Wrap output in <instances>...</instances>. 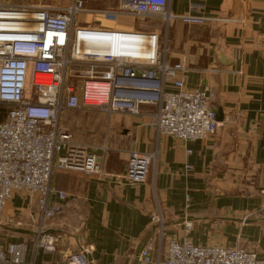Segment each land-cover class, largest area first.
<instances>
[{
  "label": "crops",
  "instance_id": "obj_1",
  "mask_svg": "<svg viewBox=\"0 0 264 264\" xmlns=\"http://www.w3.org/2000/svg\"><path fill=\"white\" fill-rule=\"evenodd\" d=\"M73 1L0 3L66 7ZM82 1L89 10L113 9L120 3ZM168 7L178 16L207 18L203 23L176 18L169 25L167 59L185 62L187 88H205L210 93L216 131L190 140L159 134L152 105H142L136 115L111 117L97 110L72 109L92 115L95 128L104 130L109 121L105 143L89 146L98 155L102 172L53 173L51 185L67 194L65 199L55 193L49 197V203L59 207L46 221L47 231L58 237L56 251L50 254L29 246L26 261L53 263L61 252L75 250L81 242L91 246L86 254L88 264H140L139 252L154 232L150 215L157 204L164 233L150 252L152 262L163 259L170 239L184 237L196 245L251 249L264 260L260 194L264 188V0H168ZM96 18L92 12H83L77 20L94 23ZM100 23L161 30L156 19H102ZM64 117L68 119L67 114ZM131 150L156 152L141 183L120 177ZM6 218L12 222H5ZM38 219L36 195L14 192L0 223V246L31 243Z\"/></svg>",
  "mask_w": 264,
  "mask_h": 264
},
{
  "label": "built area",
  "instance_id": "obj_2",
  "mask_svg": "<svg viewBox=\"0 0 264 264\" xmlns=\"http://www.w3.org/2000/svg\"><path fill=\"white\" fill-rule=\"evenodd\" d=\"M92 12L94 23H79L78 15ZM156 19L161 30L103 25L112 22ZM179 18L203 23L194 14L175 15L168 0H120L113 9L89 10L82 0L66 7L0 3V105L8 106L0 121V223L16 191L36 195L39 219L31 243L0 246V264H34L26 261L29 246L55 253L58 237L46 221L59 212L49 203L66 192L51 185L55 171L85 174L102 172L99 157L89 146L74 141L60 121L65 109L139 114L142 105L154 106L159 134L181 140L202 139L217 129L216 113L209 106L207 89L185 86L184 61L170 62L168 28ZM105 148V147H103ZM156 152L131 150L125 172L129 183H141ZM264 208V188L260 190ZM154 232L141 248L140 264H151L150 252L164 233L159 204L150 215ZM11 223V219L4 220ZM190 223L186 224L187 229ZM91 246L78 242L50 264H88ZM154 264H264L254 250L219 245L202 246L188 238L170 239L163 259Z\"/></svg>",
  "mask_w": 264,
  "mask_h": 264
},
{
  "label": "rangeland",
  "instance_id": "obj_3",
  "mask_svg": "<svg viewBox=\"0 0 264 264\" xmlns=\"http://www.w3.org/2000/svg\"><path fill=\"white\" fill-rule=\"evenodd\" d=\"M2 111L3 107L0 105V113ZM64 114H67V120H65ZM88 114L89 113H83L79 110H66L62 113L60 121L61 124L71 133L74 141L88 146L104 144L109 133V121L106 126L104 125V130L101 128H95L92 125L93 120L90 117L92 115Z\"/></svg>",
  "mask_w": 264,
  "mask_h": 264
},
{
  "label": "trees",
  "instance_id": "obj_4",
  "mask_svg": "<svg viewBox=\"0 0 264 264\" xmlns=\"http://www.w3.org/2000/svg\"><path fill=\"white\" fill-rule=\"evenodd\" d=\"M1 106L3 107V111L0 113V118H1V120H3V118L5 116V112L8 110V106L4 105V104H2ZM69 110H72V109H69Z\"/></svg>",
  "mask_w": 264,
  "mask_h": 264
}]
</instances>
